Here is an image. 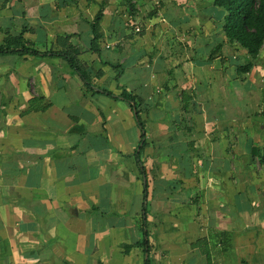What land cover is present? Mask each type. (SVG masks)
Masks as SVG:
<instances>
[{
  "label": "crops",
  "instance_id": "obj_1",
  "mask_svg": "<svg viewBox=\"0 0 264 264\" xmlns=\"http://www.w3.org/2000/svg\"><path fill=\"white\" fill-rule=\"evenodd\" d=\"M223 17L0 0V264H264V46L245 70Z\"/></svg>",
  "mask_w": 264,
  "mask_h": 264
},
{
  "label": "trees",
  "instance_id": "obj_2",
  "mask_svg": "<svg viewBox=\"0 0 264 264\" xmlns=\"http://www.w3.org/2000/svg\"><path fill=\"white\" fill-rule=\"evenodd\" d=\"M128 1L130 2V0ZM211 4L214 7L224 11V17L221 21L223 33L227 39V42L231 46H238L239 48L247 51L248 55L252 59V63L244 67V69L250 70L252 68L253 62L258 59L264 46V0H211ZM104 7L105 4H103L102 9ZM102 9L96 16L95 20L91 23L92 32L94 35L92 40V49L94 51H99L97 46L98 41L103 37L102 21L104 13ZM18 39L20 40V38ZM19 40L18 43L13 45L15 49L6 45L0 46V55L7 53H22L17 52L16 50V47L20 44ZM69 61L73 67H77V69L81 72V68L77 65L76 59L71 57L69 58ZM83 77L85 82L89 81L88 77ZM103 93L114 97V94L108 90L103 91ZM120 97L128 103H132V107L136 111L137 122L141 127L143 133L142 137L144 140L146 137L145 129L142 120L139 117V111L137 110L139 99L136 96L129 94L126 90L123 91ZM142 142L144 146L146 142ZM259 157L260 163L264 168V149L263 152L259 154ZM140 174L142 176L146 175V169L141 168ZM146 212L147 207L144 205L141 216H146ZM145 226L146 223L143 221V228H145ZM138 245L149 247V243L146 239H144V241ZM146 264H150V261L147 260Z\"/></svg>",
  "mask_w": 264,
  "mask_h": 264
},
{
  "label": "built area",
  "instance_id": "obj_3",
  "mask_svg": "<svg viewBox=\"0 0 264 264\" xmlns=\"http://www.w3.org/2000/svg\"><path fill=\"white\" fill-rule=\"evenodd\" d=\"M156 6H157V8H158V9H161V8H162V6H161V4H160V3H157V4H156ZM139 31H140V30H139V29H137V32H139Z\"/></svg>",
  "mask_w": 264,
  "mask_h": 264
},
{
  "label": "rangeland",
  "instance_id": "obj_4",
  "mask_svg": "<svg viewBox=\"0 0 264 264\" xmlns=\"http://www.w3.org/2000/svg\"><path fill=\"white\" fill-rule=\"evenodd\" d=\"M159 3V2H156V4ZM162 9V8H161Z\"/></svg>",
  "mask_w": 264,
  "mask_h": 264
}]
</instances>
